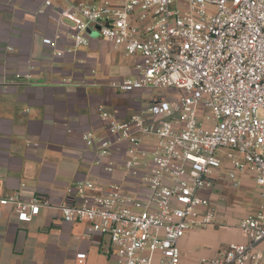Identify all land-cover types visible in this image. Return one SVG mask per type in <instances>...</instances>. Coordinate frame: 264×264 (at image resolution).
Masks as SVG:
<instances>
[{
    "label": "built area",
    "instance_id": "2783aa9c",
    "mask_svg": "<svg viewBox=\"0 0 264 264\" xmlns=\"http://www.w3.org/2000/svg\"><path fill=\"white\" fill-rule=\"evenodd\" d=\"M55 10L75 45H88L96 31L127 55L141 54L138 76L112 86L184 92L154 100L151 118L122 120L99 105L106 134L82 138L107 173L124 174L104 186L87 179L70 186L59 206L64 222H85L89 233L107 236L103 251L116 264H181L180 240L214 221L208 193L226 174L240 187L239 174L250 171L261 204L239 223L248 241L203 264H264V0H102ZM116 148L124 151L121 165ZM0 204L31 222L50 201L16 193ZM76 259L85 264L87 253Z\"/></svg>",
    "mask_w": 264,
    "mask_h": 264
},
{
    "label": "crops",
    "instance_id": "0c3cea01",
    "mask_svg": "<svg viewBox=\"0 0 264 264\" xmlns=\"http://www.w3.org/2000/svg\"><path fill=\"white\" fill-rule=\"evenodd\" d=\"M46 1L0 0V198L18 193L50 201L31 222H20L11 205L0 204V264H77L78 252H86L85 264H91V243L99 237L106 243L104 236L89 233L84 222H64L59 206L77 181L104 186L124 171L107 173L82 134H106L101 104L122 120L134 113L151 118L147 108L159 98L153 88L112 86L138 76L140 53L129 56L96 31L88 45L77 46L69 23L58 20L56 7L102 0ZM45 37L55 38V45L45 44ZM123 153L112 152L118 165ZM239 176L240 187L226 174L208 193L214 221L180 240L181 264H203L229 244L248 241L239 223L257 212L261 195L252 172ZM219 186L226 187L221 194Z\"/></svg>",
    "mask_w": 264,
    "mask_h": 264
},
{
    "label": "rangeland",
    "instance_id": "374dc122",
    "mask_svg": "<svg viewBox=\"0 0 264 264\" xmlns=\"http://www.w3.org/2000/svg\"><path fill=\"white\" fill-rule=\"evenodd\" d=\"M94 35H96V32H94ZM153 92L159 98H165L170 101L176 100L184 94L182 90L175 89V88H168V87H156V88H153ZM218 189L219 190L217 191V194H221L223 190L226 189V187L219 186ZM84 223H83V227L85 225ZM104 242L106 243L105 244L101 243L100 237L92 241L91 248H90L91 264H107V261H109L110 264H113L114 258L111 257L109 259L108 256L103 251L104 248L109 247L107 236L104 237Z\"/></svg>",
    "mask_w": 264,
    "mask_h": 264
}]
</instances>
